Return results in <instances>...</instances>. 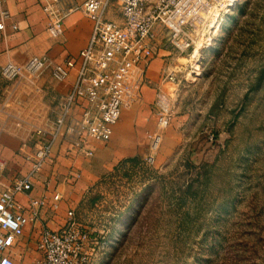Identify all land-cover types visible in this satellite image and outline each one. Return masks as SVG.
<instances>
[{"label": "rangeland", "instance_id": "374dc122", "mask_svg": "<svg viewBox=\"0 0 264 264\" xmlns=\"http://www.w3.org/2000/svg\"><path fill=\"white\" fill-rule=\"evenodd\" d=\"M157 43L150 60L165 68L159 89L173 102L159 133L177 124L176 144L159 166L134 159L103 171L75 218L102 236L100 264H264V0H235L205 46L177 52L162 33ZM163 45L168 50L158 54ZM170 70L175 80L167 79ZM137 73L135 93L146 81L145 69ZM0 78L2 90L14 86L17 98L30 99L24 115L31 120L42 117L38 100L44 103L52 126L60 82L47 70ZM19 123L36 144L37 122ZM91 142L100 149L108 140ZM102 156L95 149L88 159ZM22 240L21 263L33 264L34 236Z\"/></svg>", "mask_w": 264, "mask_h": 264}, {"label": "built area", "instance_id": "2783aa9c", "mask_svg": "<svg viewBox=\"0 0 264 264\" xmlns=\"http://www.w3.org/2000/svg\"><path fill=\"white\" fill-rule=\"evenodd\" d=\"M0 0V30L9 12ZM235 0H41V10L47 19L46 32L58 38L63 32V20L74 11H82L92 18V29L86 44L76 58L67 57L52 63L50 75L63 82L76 68L69 90L60 97L58 112L51 127H36L37 143L27 156L29 170L13 176L9 184L0 188V264H19L11 254L23 227L38 209L46 205V198H30L28 212L17 200L20 193H28L33 178L51 156L55 140L63 136L77 150L91 155L87 142L107 141L118 121L121 110L138 97L134 86L139 83L137 70L145 69L154 53L158 36L162 33L167 44L177 52L205 46L218 31L223 16ZM114 7L120 20L105 17ZM49 64L47 56L33 55L24 63L7 61L0 67V76L16 80L24 74L35 75ZM175 80L174 71L166 72ZM155 127L147 132L148 148L140 158L146 166L154 164V155L161 141L160 130L166 128L173 113L170 94L157 89L153 100ZM79 108V114L73 113ZM6 161L0 158V175ZM1 184V182H0ZM60 199L53 194L54 208ZM67 219L57 229L41 228L35 239L38 257L33 264H100L101 235L85 229L67 211Z\"/></svg>", "mask_w": 264, "mask_h": 264}, {"label": "crops", "instance_id": "0c3cea01", "mask_svg": "<svg viewBox=\"0 0 264 264\" xmlns=\"http://www.w3.org/2000/svg\"><path fill=\"white\" fill-rule=\"evenodd\" d=\"M74 1L81 3L84 0ZM63 3L68 4L69 0H63ZM2 6L8 10L9 18L5 20L4 28L0 30V67L7 61L24 63L33 55H45L49 64L42 71L47 70L50 75L51 64L67 57L76 58L78 51L86 44L91 33L92 18L82 11H74L69 14L63 20L62 34L58 38L52 39L46 32L47 19L41 10V0H4ZM115 13L118 11L111 7L106 11L105 17L116 21L117 19L113 15ZM157 50L159 54L161 50L168 49L166 45H163L158 46ZM160 60L163 61L164 58H160ZM159 64L160 62L155 58L147 64L145 68L146 81L141 85L135 101L122 108L118 121L112 128L107 145L98 149L96 143L87 142L86 148L92 153L95 149L100 150L103 155L101 162L89 160L90 155L77 150L75 145L63 136L55 140L51 156L44 162L41 171L33 178L32 189L28 193H20L16 196L17 200L25 207L24 212L30 216L27 209L30 198L45 197L47 201L46 205L38 209L36 217L23 227L22 235L11 250L12 256L19 264H22L20 256L25 251L23 236H34L36 239L41 228L57 229L66 221L69 209L73 210L75 217V210L85 198L87 188L99 178V174L117 168L119 163L128 164L133 161L131 158L140 159L146 154L147 132L153 129H149L152 127L154 119L152 102L165 72V68L158 67ZM75 73L76 68H73L66 80L60 82L57 94L55 93L56 98L61 97L69 90ZM43 93L42 90H39L37 96H44ZM22 99V96L17 98V90L14 86L5 90L0 87V158L6 161L5 170L0 175V188L9 184L13 176L27 172L30 167L27 156L34 151L35 143L30 140L28 132L18 131L20 128L27 127L19 122L30 123L33 121L37 122V125L32 123L36 127L50 126L46 124L48 118H46L47 109L44 103H40L38 100L37 112L43 114L42 117L39 116L35 120H31L24 115L27 111L24 108L31 101ZM20 104H22L21 114L13 112V109H17ZM53 110L54 122L58 112L57 104ZM73 113L78 115L79 108H75ZM153 127H155V121ZM177 127L178 125L175 124L174 127L161 132L165 140L154 155V165L155 163L157 166L161 165L171 153L176 144V140L171 139V134ZM54 193H58L60 196L56 208L52 206Z\"/></svg>", "mask_w": 264, "mask_h": 264}, {"label": "trees", "instance_id": "16d2710c", "mask_svg": "<svg viewBox=\"0 0 264 264\" xmlns=\"http://www.w3.org/2000/svg\"><path fill=\"white\" fill-rule=\"evenodd\" d=\"M131 160H134V158H131Z\"/></svg>", "mask_w": 264, "mask_h": 264}]
</instances>
